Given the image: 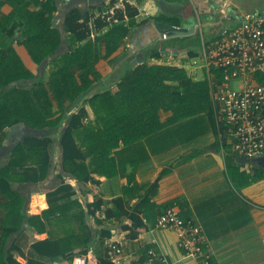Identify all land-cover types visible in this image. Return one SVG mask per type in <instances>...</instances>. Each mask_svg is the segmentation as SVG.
<instances>
[{
	"label": "crops",
	"instance_id": "0c3cea01",
	"mask_svg": "<svg viewBox=\"0 0 264 264\" xmlns=\"http://www.w3.org/2000/svg\"><path fill=\"white\" fill-rule=\"evenodd\" d=\"M36 1L0 0V84L4 81L9 82L4 87L5 92H11L15 88L29 92L39 105L41 114L49 111V102L55 107L58 106V101L51 89V73L55 58L70 48L69 37L65 31V18L72 9L77 8L84 15H89L92 40L107 30V27L96 28L97 16L112 20L117 9H124L125 1L138 10L134 17L137 25L132 28L128 36L122 39L118 49L108 57L105 56L107 53L105 39L102 40V58L96 64L101 79L89 90L88 95L106 89L116 93L118 90L116 82L126 70L139 64L135 60L141 58L144 61L146 54L160 41L176 38H163L158 28L161 23L175 26L187 25L191 19L196 21L195 13L198 9L206 38L214 40L224 32L227 25L230 28L233 27L244 18L246 13L258 12L264 16V0H116L113 3L112 0H55L57 9L53 12L52 21L61 31L62 42L56 52L36 66L26 47L19 44L32 36L27 21L30 18V12L39 14L43 10V6ZM228 4L230 13L226 11L224 15L230 14L231 17H229L230 21L224 25L218 13L220 8L225 9ZM108 5L110 9L113 8V13H108L104 17L102 12L108 9ZM124 14V22H128L127 13ZM232 16H234L233 19H231ZM4 27L13 28V31L7 32L6 29H2ZM196 34L181 37L188 38ZM175 43L178 46L181 44V47L163 50L161 58L149 59V63L180 66L186 70L192 80H207L208 90L203 89L201 98L205 100L208 96L210 106L174 122L169 121L173 110L161 108L159 110V119L162 122L160 128L128 144L121 141L119 147L112 153L117 161L118 174L112 177L95 174L94 176L100 179V184L78 183L83 188V193H77L74 197H79L83 202L86 197L110 200L122 194L124 186L128 184L129 173L134 172L136 184L141 185L154 181L161 171L167 169L152 197L157 205V214L168 202L177 200H180V203L187 202V211L200 227L207 247L215 251L210 264H264V177L248 185L237 187L228 172L230 167L243 163L247 167L258 166L263 170L264 165L249 162L237 154L228 136L226 135V140H223L225 135L215 127L213 121L221 122L223 104L218 94L223 89L224 83L219 81L216 72L206 66L200 44L190 46L197 52V55L190 57L188 42H186L187 45L177 40ZM14 47L19 55H17L18 62H15L16 58L11 60L8 57ZM140 53L143 54L142 57L139 56ZM17 63L24 67V72L28 70L35 76L18 74L15 70ZM72 71L80 81L81 70L78 66H72ZM253 77L260 80L262 76L257 77L256 74ZM231 83L237 85L236 81ZM173 84H177V81ZM84 98L80 96L73 104L68 101V98L64 99L63 105L70 106L67 114L77 112L83 105ZM85 106L90 118L94 119V112L90 105L87 103ZM221 125L227 131V126L223 122ZM62 131L63 127L38 128L22 121L4 125L0 129L2 144L0 168L9 163L15 147L24 138L37 136L53 139L49 146L52 167L47 177L37 182L19 180L18 178H21L27 168L30 173H39L35 165L30 166L31 161H28L26 167H18L12 172L11 185L24 196L27 215L40 213L47 208L44 191L60 184L58 173L63 171ZM72 181L77 182L76 179ZM43 199L45 206H42ZM34 200L37 201V207L32 206ZM137 200V197H133L131 203ZM8 201V197L0 192V243ZM105 207L103 206L99 212L100 217H103ZM126 222V220L108 222L112 228V237L106 240V244L110 245L113 242L120 246L117 264H160L159 258L166 259L169 264H204V256L188 255L183 251L180 236L174 229L160 228L156 224L148 223V227L142 229L136 238H130L129 230L122 228L123 223ZM46 237V233L30 230L26 221L20 231L9 237L8 243H18L22 247V243L29 240L26 248L22 247L26 254L47 260L48 257L38 256L31 247L32 242ZM97 248L100 246L95 244L92 250L96 252ZM13 253L20 261L26 263L23 257ZM83 259L86 261L84 256H77L72 261L63 260L53 264H83Z\"/></svg>",
	"mask_w": 264,
	"mask_h": 264
},
{
	"label": "trees",
	"instance_id": "16d2710c",
	"mask_svg": "<svg viewBox=\"0 0 264 264\" xmlns=\"http://www.w3.org/2000/svg\"><path fill=\"white\" fill-rule=\"evenodd\" d=\"M54 1H36L43 6V10L39 14L30 12L27 21L32 36L19 43L26 47L36 66L56 52L62 42L61 31L52 21L53 12L57 9ZM115 1L112 0V3ZM125 12L129 17L128 22H124ZM137 13L135 6L125 1L124 9L115 11L114 18L118 21L97 16L96 28L107 27V30L94 40L90 38L88 14L84 15L77 8L67 14L65 31L69 37L70 48L53 61L51 89L58 106L55 107L49 102L48 112L41 114L34 97L24 89L15 88L11 92H5L4 87L9 82L4 81L0 84L2 88L0 129L4 125L20 121L38 128L63 127L61 132L63 171L58 173L60 184L44 191L48 207L40 213L31 215L25 213L26 200L12 187L11 176L14 169L26 167L28 161H31L30 166L35 165L39 173H30L27 168L18 179L37 182L47 177L52 167L49 146L53 139L37 136L24 138L15 147L9 163L0 168V192L9 199L1 234L0 264H53L63 260L72 261L77 256H84L85 264H117L111 257V246L106 244V240L112 237V228L108 224L110 220L119 222L126 220L122 228L129 230L128 237L136 238L142 229L148 227V223L156 224L158 216L169 207L176 206L183 218L192 219L187 211V202L180 203V200L164 204L162 211L157 214V205L152 197L167 169L161 171L154 181L141 185L136 184L135 173H129L128 184L124 186L122 194L110 200L86 197L83 202L79 197H74L77 193H83V188L78 183L100 184L101 181L94 176L95 174L107 177L118 174L117 161L112 153L119 147L121 141L128 144L160 128L161 108L173 110L169 121L174 122L210 106L208 96L205 100L201 98L203 89L208 90L207 80H192L180 66L149 63V59L161 58L163 50L179 49L181 44L178 46L176 40L182 41L183 45L189 43L190 57L197 55L195 49L190 46L200 44L199 34L160 41L146 54L144 61L124 72L116 82L118 86L116 93L106 89L88 95L89 90L101 79L96 64L102 58V40L105 39L107 50L105 56L108 57L118 49L122 39L137 25L134 20ZM2 29H6L7 32L13 31V28ZM17 55L14 47L8 57L11 60L16 58L15 62H18ZM74 65L81 70L80 81L72 71ZM15 70L22 76H35L28 70L24 72V67L19 63L16 64ZM211 70L216 72L221 83L227 82L228 75L223 68ZM258 76L261 75L257 74ZM261 78L260 81H264V77ZM174 81H177V84H173ZM80 96L85 97L82 100L83 105L77 112L68 115L67 109L70 106L63 105V100L68 98L73 104ZM87 103L94 112V119L90 118L85 106ZM213 122L225 135L223 140H226L227 131L222 127V122ZM1 146L0 142V148ZM228 172L237 187L264 177L262 168L247 167L244 163L230 167ZM72 179H76L77 182H73ZM133 197L138 198L135 203H131ZM32 206H38L36 200ZM42 206H45L44 199ZM103 206H106L104 215L100 217L99 212ZM26 221L30 230L47 234L46 238L31 244L32 250L40 257H48L47 260L26 254L18 243H8L9 237L20 231ZM95 244L100 246L96 252L92 250ZM14 251H17L26 263L20 261Z\"/></svg>",
	"mask_w": 264,
	"mask_h": 264
},
{
	"label": "built area",
	"instance_id": "2783aa9c",
	"mask_svg": "<svg viewBox=\"0 0 264 264\" xmlns=\"http://www.w3.org/2000/svg\"><path fill=\"white\" fill-rule=\"evenodd\" d=\"M107 8L102 12L103 16L113 13V8L110 9L109 5ZM195 18L206 66L209 69L223 68L228 75L229 80L218 94L223 104L221 122L227 126L233 150L252 162V158L264 155V81L253 77L256 74L264 77V16L258 12L246 13L242 20L225 28L214 40L206 38L198 9ZM163 38H167L166 35ZM156 225L177 231L183 251L188 255L204 256V264H209L215 256V251L207 247L200 227L192 219L183 218L176 206L162 212ZM110 246L111 257L116 262L120 246L113 242ZM82 261L85 264V259ZM160 264L169 263L160 258Z\"/></svg>",
	"mask_w": 264,
	"mask_h": 264
},
{
	"label": "water",
	"instance_id": "95a60500",
	"mask_svg": "<svg viewBox=\"0 0 264 264\" xmlns=\"http://www.w3.org/2000/svg\"><path fill=\"white\" fill-rule=\"evenodd\" d=\"M228 7H230L229 4L227 5V7H225V9L220 8L219 13H218V15L220 16L219 19H221V23L224 25L230 21L229 17H231V16H229L230 14L224 15L226 11H227L226 13H228V11H229ZM220 13H222V14H220ZM229 13H230V11H229ZM231 15H233V14L231 13ZM233 18H234V16H232L231 19H233ZM227 27H228V25L226 26V28ZM158 28L160 30L162 37L164 35H166L167 38H170V37H181V36L196 34V32L198 30V25L196 24V21L194 19H191L190 23L187 25L175 26V25H171V24L161 23L158 25ZM139 56L142 57L143 54L140 53ZM141 61H142L141 58L135 60L136 63H140ZM251 161L254 163H257V164H263L264 165V155L252 158Z\"/></svg>",
	"mask_w": 264,
	"mask_h": 264
},
{
	"label": "rangeland",
	"instance_id": "374dc122",
	"mask_svg": "<svg viewBox=\"0 0 264 264\" xmlns=\"http://www.w3.org/2000/svg\"><path fill=\"white\" fill-rule=\"evenodd\" d=\"M24 239H26V238H24ZM23 239V240H24ZM29 239V238H28ZM28 242H29V240H26L24 243H22V247H24V248H26V246L28 245ZM100 248H98V250H99ZM17 255H18V252L17 251H14ZM26 252V251H25ZM28 255H30V254H28ZM20 257V256H19Z\"/></svg>",
	"mask_w": 264,
	"mask_h": 264
}]
</instances>
